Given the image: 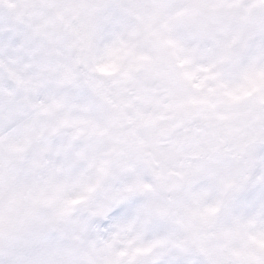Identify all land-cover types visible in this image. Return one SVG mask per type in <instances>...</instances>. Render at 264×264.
Segmentation results:
<instances>
[{"label":"clouds","instance_id":"obj_1","mask_svg":"<svg viewBox=\"0 0 264 264\" xmlns=\"http://www.w3.org/2000/svg\"><path fill=\"white\" fill-rule=\"evenodd\" d=\"M0 264H264V0H0Z\"/></svg>","mask_w":264,"mask_h":264}]
</instances>
